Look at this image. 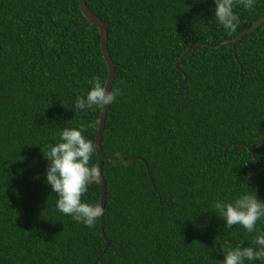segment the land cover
I'll use <instances>...</instances> for the list:
<instances>
[{"label":"trees","instance_id":"obj_1","mask_svg":"<svg viewBox=\"0 0 264 264\" xmlns=\"http://www.w3.org/2000/svg\"><path fill=\"white\" fill-rule=\"evenodd\" d=\"M85 4L122 92L100 138L107 245L99 220L89 229L57 210L43 157L65 127L93 140L100 108L74 104L107 74L97 28L77 0H0V264H218L229 244L254 246L257 233L225 229L214 203L250 191L264 201V144L249 151L264 141V21L232 49L209 45L263 17L264 0L236 5L231 33L214 0ZM98 189L83 199L99 203Z\"/></svg>","mask_w":264,"mask_h":264},{"label":"clouds","instance_id":"obj_2","mask_svg":"<svg viewBox=\"0 0 264 264\" xmlns=\"http://www.w3.org/2000/svg\"><path fill=\"white\" fill-rule=\"evenodd\" d=\"M214 17L229 33L234 32L239 25V16L235 13L236 5L244 9L254 8L255 0H214ZM124 82L121 81V84ZM90 90L86 96L76 98L74 109L90 110L110 106L122 94L120 88H111L107 81L94 77L89 81ZM85 126L63 128L59 143L46 145L43 157L49 162L46 171V183L56 193V208L64 215L71 216L77 223H82L89 229L96 226L104 209L99 203L92 204L83 198L88 191V185L100 179V171L90 161L95 151L92 140L87 139L83 132ZM214 208L219 212V218L224 220L225 229L235 225L242 226L248 233H257L253 239L254 246H244L242 243L229 244L223 261L218 264H245V261L259 260L264 262V231L257 229V222L264 219V201H261L255 191L239 195L231 202L217 201Z\"/></svg>","mask_w":264,"mask_h":264},{"label":"water","instance_id":"obj_3","mask_svg":"<svg viewBox=\"0 0 264 264\" xmlns=\"http://www.w3.org/2000/svg\"><path fill=\"white\" fill-rule=\"evenodd\" d=\"M77 7L80 11V13L82 14V16L85 18V23L87 24H92L97 28L98 31V44H99V49H100V53H101V57L105 63L106 66V77L104 79V81H107V84L110 86L111 82L114 78V65L113 62L109 56L108 50H107V46H106V29H105V25L103 23V21L97 16L95 15L93 12H91L88 7L85 4V0H77ZM264 21V16L257 19L254 23H252L249 27L241 30L236 36L230 38V39H225L223 41H221L218 45H209L212 47H219L222 44L225 43H230V47L231 49L233 48L234 43L242 36L244 35L246 32L252 31L253 29H255L261 22ZM206 45L205 43H197V44H193L191 45L189 48L185 49L180 55L179 57L174 61L173 65L175 66L177 64V62L180 60V58L182 57V55L193 49L194 47H196L197 45ZM109 106H105V108H100L99 113H98V117H97V124H96V130H95V135L93 137V143L95 145V158H96V163L95 165L97 166V168L100 171V179H99V204L102 206H104V192H105V183H104V179L103 176L101 174V164H102V160L104 159V155L101 151V146H100V138H101V132L104 126V118H105V114L106 111L108 110ZM264 144V141L258 143L257 145L253 146L252 148L249 149L250 152H253L254 149L258 146H261ZM132 158L135 157H129V158H118V159H125V160H130ZM102 221H103V213L101 215V218L99 219V233L100 235L103 237L104 240V247H106L107 245V239L103 234V229H102ZM102 251L98 254L101 255Z\"/></svg>","mask_w":264,"mask_h":264}]
</instances>
